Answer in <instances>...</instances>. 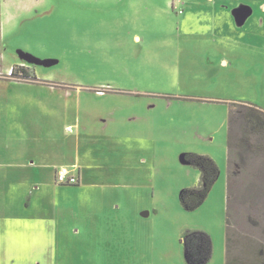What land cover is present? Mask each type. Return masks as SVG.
Here are the masks:
<instances>
[{
    "label": "rangeland",
    "instance_id": "obj_1",
    "mask_svg": "<svg viewBox=\"0 0 264 264\" xmlns=\"http://www.w3.org/2000/svg\"><path fill=\"white\" fill-rule=\"evenodd\" d=\"M242 103L264 110V0H0V264H191L187 232L203 264H264V222L226 225ZM188 154L219 167L193 211Z\"/></svg>",
    "mask_w": 264,
    "mask_h": 264
},
{
    "label": "trees",
    "instance_id": "obj_2",
    "mask_svg": "<svg viewBox=\"0 0 264 264\" xmlns=\"http://www.w3.org/2000/svg\"><path fill=\"white\" fill-rule=\"evenodd\" d=\"M263 158L264 110L252 104H232L228 114L227 134V228L238 226L233 218L239 215L237 211L241 207L249 216L264 222V214L260 211V207H264V161H261V167L255 165ZM184 160L199 171L197 186L186 188L180 194L182 207L187 211H193L207 198L218 177L219 167L212 158L204 155L188 154L184 156ZM262 230L264 236V225ZM197 236H199L198 240ZM184 240L186 258L191 264H203L209 259L211 241L208 236L187 232ZM200 252L203 254L198 261L197 256ZM260 253L263 254L262 251Z\"/></svg>",
    "mask_w": 264,
    "mask_h": 264
},
{
    "label": "built area",
    "instance_id": "obj_3",
    "mask_svg": "<svg viewBox=\"0 0 264 264\" xmlns=\"http://www.w3.org/2000/svg\"><path fill=\"white\" fill-rule=\"evenodd\" d=\"M56 184L59 185H75L78 184V177L76 173H72V169L61 167L55 170Z\"/></svg>",
    "mask_w": 264,
    "mask_h": 264
},
{
    "label": "crops",
    "instance_id": "obj_4",
    "mask_svg": "<svg viewBox=\"0 0 264 264\" xmlns=\"http://www.w3.org/2000/svg\"><path fill=\"white\" fill-rule=\"evenodd\" d=\"M74 167H78V168H80L77 164L74 165ZM78 170H80V174H81V169H78ZM35 187H36V188H34V189L37 190L38 186L35 185ZM40 216H41V215H40ZM17 218L20 219V220H23V219L26 220V219H25L24 217H22L21 215H18ZM43 218H45V219L47 218V219H48V218H50V216H44ZM0 221H1V219H0ZM55 225H56V224H55Z\"/></svg>",
    "mask_w": 264,
    "mask_h": 264
}]
</instances>
